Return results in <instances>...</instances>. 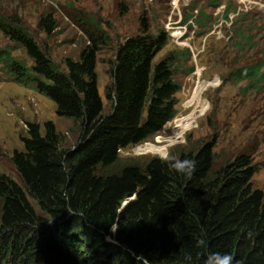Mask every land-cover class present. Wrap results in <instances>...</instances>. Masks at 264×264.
<instances>
[{"label":"trees","instance_id":"trees-1","mask_svg":"<svg viewBox=\"0 0 264 264\" xmlns=\"http://www.w3.org/2000/svg\"><path fill=\"white\" fill-rule=\"evenodd\" d=\"M79 14L86 44L77 59H64L65 70L19 19L0 15V33L32 61L26 66L6 47L0 50L2 72L50 100L57 117L80 128L73 147L62 149L51 121L43 123V132L39 124L27 123L22 150L10 157L21 185L0 173V264H102L97 255L106 252L100 248L106 247V236L113 237L109 253L118 264H204L212 252L231 254L234 264H264L263 194L252 186L258 168L248 154L214 169L213 142L183 148L175 156L196 161L191 177L154 157L118 164L121 149L142 145L176 115L180 86L174 63L181 53L154 62L167 33H151L140 18L138 34L118 45L104 112L96 63L109 39L95 20ZM57 27L51 13L38 19V30L47 37ZM263 67L244 65L227 78L260 89Z\"/></svg>","mask_w":264,"mask_h":264},{"label":"rangeland","instance_id":"rangeland-1","mask_svg":"<svg viewBox=\"0 0 264 264\" xmlns=\"http://www.w3.org/2000/svg\"><path fill=\"white\" fill-rule=\"evenodd\" d=\"M175 2L177 5H172ZM81 12L95 20L109 39L107 47L97 54L96 63L104 112L109 109L104 90L111 82L108 72L115 51L126 38L138 34L140 18L147 20L151 33L163 30L168 35L166 46L154 62L172 52L181 53V60L174 63L175 80L180 86L175 95V117L140 144L137 152H133L136 146L121 149L118 164L142 162L153 157L152 153L167 150L176 155L183 148L197 150L213 142L214 169L241 153L250 156L258 168L251 183L261 190L264 207V81L260 89H251L247 81L227 78L235 68L264 65V0H0V15L19 19L49 58L64 70V59H77L86 44L77 22ZM44 13H51L58 26L49 37L37 28ZM175 32L180 35L175 37ZM6 47L14 48L12 56L18 61L32 65L25 51L0 33V50ZM46 121L55 125L61 148H72L79 137V125L57 117L50 100L12 82L0 69V173L19 185L10 157L14 150H22L21 137L26 135L27 123L39 124L43 132ZM28 201L45 217L29 196ZM110 232L114 234V228ZM102 241L106 247L100 248L106 252L97 255L102 264H118L119 258L109 253L114 250L109 246L114 244L113 237L106 236Z\"/></svg>","mask_w":264,"mask_h":264},{"label":"clouds","instance_id":"clouds-1","mask_svg":"<svg viewBox=\"0 0 264 264\" xmlns=\"http://www.w3.org/2000/svg\"><path fill=\"white\" fill-rule=\"evenodd\" d=\"M137 145L133 152H137L139 149ZM175 147V146H173ZM154 158H158L161 163L167 165L170 169H174L177 173L191 177L196 168V161L191 159H177L171 150L165 152H157L151 154ZM199 247L204 246V241L197 242ZM192 256L188 254L186 260L191 262ZM204 264H234V257L229 253L212 252L204 258Z\"/></svg>","mask_w":264,"mask_h":264},{"label":"bare ground","instance_id":"bare-ground-1","mask_svg":"<svg viewBox=\"0 0 264 264\" xmlns=\"http://www.w3.org/2000/svg\"><path fill=\"white\" fill-rule=\"evenodd\" d=\"M172 5H177V3L175 2V3H173ZM180 35V33H178V32H175V37H178Z\"/></svg>","mask_w":264,"mask_h":264},{"label":"water","instance_id":"water-1","mask_svg":"<svg viewBox=\"0 0 264 264\" xmlns=\"http://www.w3.org/2000/svg\"><path fill=\"white\" fill-rule=\"evenodd\" d=\"M130 199H132V198H130ZM126 202H124L123 204H125Z\"/></svg>","mask_w":264,"mask_h":264}]
</instances>
